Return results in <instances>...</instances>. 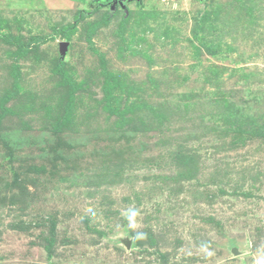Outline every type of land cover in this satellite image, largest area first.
Here are the masks:
<instances>
[{
	"label": "rangeland",
	"instance_id": "rangeland-1",
	"mask_svg": "<svg viewBox=\"0 0 264 264\" xmlns=\"http://www.w3.org/2000/svg\"><path fill=\"white\" fill-rule=\"evenodd\" d=\"M0 264H264V0H0Z\"/></svg>",
	"mask_w": 264,
	"mask_h": 264
}]
</instances>
